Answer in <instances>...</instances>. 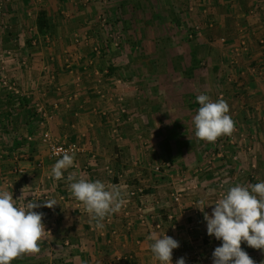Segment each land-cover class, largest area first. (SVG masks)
<instances>
[{
	"label": "crops",
	"instance_id": "1",
	"mask_svg": "<svg viewBox=\"0 0 264 264\" xmlns=\"http://www.w3.org/2000/svg\"><path fill=\"white\" fill-rule=\"evenodd\" d=\"M107 2L0 0V189L14 199L24 193L21 205L32 193L59 203L36 209L48 232L38 252L12 264H159L152 237L164 233L179 241L186 264H212L221 242L207 234L197 202L264 181V0L188 3L200 65L180 79L154 16L145 28L122 10L112 19ZM201 93L229 105L234 130L217 142L195 136ZM49 143L81 149L60 180ZM69 174L121 186L126 203L97 227L71 194ZM241 246L264 264V250Z\"/></svg>",
	"mask_w": 264,
	"mask_h": 264
},
{
	"label": "clouds",
	"instance_id": "2",
	"mask_svg": "<svg viewBox=\"0 0 264 264\" xmlns=\"http://www.w3.org/2000/svg\"><path fill=\"white\" fill-rule=\"evenodd\" d=\"M199 107L194 116L195 136L214 142L234 130V121L229 114V105L224 99L213 101L209 95L196 96ZM71 153V154H70ZM75 154L66 150L51 168L53 177L60 180L64 170L73 166ZM71 194L82 202L87 211L97 220V227L110 214L118 213L126 203L123 189L119 185L103 180L67 176ZM23 193V189H22ZM24 195V193H23ZM9 191L0 189V264H12L22 254L39 251L46 226L41 207L54 209L59 204L55 198H45L42 203L33 199L21 205ZM196 207L204 214L207 234L221 243L212 253V264H257L242 243L253 249L264 250V181L255 184H237L230 187L214 204L205 199ZM211 214L205 209L213 206ZM151 253L159 264H173V251L180 247L179 241L166 234L153 235ZM175 264H186L183 257Z\"/></svg>",
	"mask_w": 264,
	"mask_h": 264
},
{
	"label": "rangeland",
	"instance_id": "3",
	"mask_svg": "<svg viewBox=\"0 0 264 264\" xmlns=\"http://www.w3.org/2000/svg\"><path fill=\"white\" fill-rule=\"evenodd\" d=\"M103 1L105 0H101V6ZM106 1L109 2L106 3V6H108L107 7L108 12L111 14L114 13L113 16H111L112 19H115L114 18L115 14L116 13L118 14L122 10L124 11L122 12V14L124 15L130 14L132 15V17H136V16L142 17L138 24L139 26L145 28L146 26L144 22L146 21L144 20L149 21L151 20V16L152 17L154 16L153 26H155V31L163 35V37L169 36L170 41L166 40L167 41L166 43L165 41H163L162 43V45L166 44L167 48L173 49L171 53H169L170 56L168 57H170V59L173 62H176L178 60L177 58L181 56L182 60L180 62V66L184 68L187 65L189 59L186 58V54L184 53V51L188 50L192 52L191 46H193V42H192L193 39H190L188 37L189 34L191 33L190 31L193 29V27L191 26V22L193 21L191 20L192 14L190 13L187 14L189 11L187 10L186 6L192 0H106ZM122 3H124V5ZM173 13L175 14L176 17L179 18V20L182 19L183 21L182 24L183 23L185 24L184 26L182 24L179 25L176 22L174 25L171 24ZM123 25L126 27L125 24ZM160 59L161 57L157 56V60L156 58H154L153 62L157 63V61ZM179 71L181 70L178 71L175 70V72H177L174 74L175 79L176 78L180 79L179 77L181 74L179 73Z\"/></svg>",
	"mask_w": 264,
	"mask_h": 264
},
{
	"label": "built area",
	"instance_id": "4",
	"mask_svg": "<svg viewBox=\"0 0 264 264\" xmlns=\"http://www.w3.org/2000/svg\"><path fill=\"white\" fill-rule=\"evenodd\" d=\"M191 36H192V34H191ZM3 86L7 87V89L9 91H12V89H14L13 88L14 85L10 84V81L7 78H4ZM204 94H206V93H204ZM217 141L218 140H216V142ZM232 142H233V140H232ZM69 148H71L72 153H74L75 155H77L81 151L80 147L75 143H71V144L49 143V145H48L50 157L52 159H56V160L62 158L64 152L66 150H68ZM157 170H159V168H157ZM132 195H135V193H132ZM178 200L179 199L177 197L176 201H178ZM162 227H163V224L161 221H158L157 223L153 224V228H155L159 231H162ZM164 234H166V233H164ZM177 258H178V249L173 251V264H175V261Z\"/></svg>",
	"mask_w": 264,
	"mask_h": 264
},
{
	"label": "trees",
	"instance_id": "5",
	"mask_svg": "<svg viewBox=\"0 0 264 264\" xmlns=\"http://www.w3.org/2000/svg\"><path fill=\"white\" fill-rule=\"evenodd\" d=\"M122 4L124 5V3H122ZM172 21H174L176 23L178 21V17H176L174 13H173ZM47 27L48 26H47L46 14H45V12H41L40 15H39V28L41 30H43V29H45ZM192 30H191V32L193 33ZM186 58L189 59L187 65L185 66L186 69H183L181 66H180V69H179L177 66H175V65H177L176 63H179L178 65H180V62L182 60L181 56L177 58L178 60L176 62H172V63L174 65L176 71L181 70V72H183L184 75H186L187 77L191 78L192 75L195 73V71L199 68L200 61L197 59L195 54L192 53V52L186 54Z\"/></svg>",
	"mask_w": 264,
	"mask_h": 264
}]
</instances>
